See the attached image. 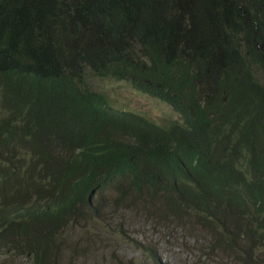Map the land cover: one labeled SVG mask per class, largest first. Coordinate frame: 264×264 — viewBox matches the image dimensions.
Wrapping results in <instances>:
<instances>
[{
  "label": "trees",
  "instance_id": "16d2710c",
  "mask_svg": "<svg viewBox=\"0 0 264 264\" xmlns=\"http://www.w3.org/2000/svg\"><path fill=\"white\" fill-rule=\"evenodd\" d=\"M111 205L198 231L202 264H264V0H0V264H77Z\"/></svg>",
  "mask_w": 264,
  "mask_h": 264
},
{
  "label": "rangeland",
  "instance_id": "374dc122",
  "mask_svg": "<svg viewBox=\"0 0 264 264\" xmlns=\"http://www.w3.org/2000/svg\"><path fill=\"white\" fill-rule=\"evenodd\" d=\"M95 91L106 92L109 98L118 103V106L136 114L143 115L156 123H165L166 120H176L177 115L165 104L157 99L135 91L123 82L95 79L92 82ZM108 190L106 198L112 196ZM114 201L117 197L112 196ZM156 206L141 208L140 214L133 210L115 209V205L107 208L106 215L93 219L97 226L92 235V240L97 243L98 251L89 253L77 264H111L113 251L117 252L120 260H132L135 264H143L146 255L140 251L141 246H148L157 250L158 257L163 264H202L206 261L202 255L194 250L199 247L207 253V239L198 231H193L189 226L174 221L169 217L163 218L155 213ZM120 212H119V211ZM124 216V227L118 224V215ZM124 231L129 235L124 238ZM197 239V240H196ZM92 241V242H93ZM73 240L72 243H75ZM202 254V253H201ZM19 262H25L20 259ZM208 263V262H207ZM225 264V263H223Z\"/></svg>",
  "mask_w": 264,
  "mask_h": 264
},
{
  "label": "clouds",
  "instance_id": "9594fccd",
  "mask_svg": "<svg viewBox=\"0 0 264 264\" xmlns=\"http://www.w3.org/2000/svg\"><path fill=\"white\" fill-rule=\"evenodd\" d=\"M177 119H178V117H177ZM177 119H176V120H177ZM215 122H216V124H220V122H219L218 120H216V119H215ZM108 190H110V189H108ZM108 190L104 191L102 194H98V197L101 198V199H102V198H105V197L107 196V195H106V194H107L106 192H107ZM109 192H110L111 195L114 194V192L111 193V190H110Z\"/></svg>",
  "mask_w": 264,
  "mask_h": 264
}]
</instances>
